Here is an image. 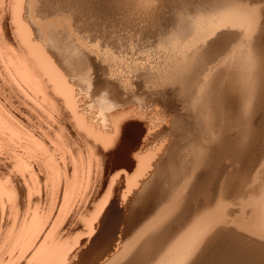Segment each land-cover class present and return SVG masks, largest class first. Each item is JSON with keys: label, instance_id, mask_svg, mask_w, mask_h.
<instances>
[{"label": "rangeland", "instance_id": "obj_1", "mask_svg": "<svg viewBox=\"0 0 264 264\" xmlns=\"http://www.w3.org/2000/svg\"><path fill=\"white\" fill-rule=\"evenodd\" d=\"M34 5L38 6L42 21L54 25L58 21L57 29L62 28L66 36L59 41L62 44L60 48L72 53L79 58L80 65L83 64L86 87L92 95L87 97L89 106L100 110L105 105L102 94L107 92H102L94 84L98 81L119 84L121 90L130 87L132 92L124 95L128 99L125 110L140 111V104L144 107L145 117L126 122H137L142 126L140 147L144 145L149 129L152 131L149 147L153 151L159 149L158 161L165 159L168 149L176 145L179 167L185 173L170 188L172 193L183 197L193 186L201 193L192 207V220L186 229L162 240L159 247L150 244L141 250V244L153 237H150L151 226L130 237L121 225L111 252L98 257L92 264H130L134 256L138 258L137 264H141L142 254L150 252L155 255L171 240L174 248L194 227L216 216L221 217V223L214 230L223 227L229 233L236 234L237 231L243 235L241 230H237L235 220L242 213L247 217L264 199V69L248 47L250 37L264 31V0H230L227 11L238 12L249 20L250 27L248 30L237 27L239 35L231 52L220 63L208 66L200 73L194 71L197 57L193 54L205 42L198 40L202 28L208 22L220 21L211 18L212 12L193 11L188 6L178 5L176 0H78L67 13L58 9L49 11L38 0ZM11 47L16 48L15 45ZM70 125V141L73 144L78 141L76 149L79 150L70 143L73 158H79L75 162L82 160L81 165L79 162L77 165V174L83 181L81 185H86L89 182L86 177L92 174L89 178L92 185L103 186L97 200L113 184L120 189L118 202H122L121 194L129 187L128 177L136 175V162L128 166L124 165L126 159L123 162L117 159L109 166L110 162L106 163L101 157L103 155H98L100 150L104 152L102 143L93 141L82 132L78 134L72 129L73 124ZM56 131L53 133L57 135L52 133L56 143L65 142L68 130L63 132L66 136L59 129ZM58 150L55 151V159L62 169L60 160L65 156L69 160L71 155ZM105 153L110 154L111 150ZM84 155L86 158L83 160ZM118 174L121 178H115ZM169 204L172 205L168 202L167 206ZM119 206L126 216L128 204L119 203ZM92 223L91 220L79 219L72 223L67 220L60 225L61 237L64 241L66 239V246L62 245L66 249H62L65 254L84 246L80 244L88 240ZM21 241L11 247L12 256L16 258L11 264H34L35 261L30 262L34 247L27 246V241L23 244ZM243 241L239 248L212 252L204 258L206 264H245L240 260L247 258L245 248L250 243Z\"/></svg>", "mask_w": 264, "mask_h": 264}, {"label": "bare ground", "instance_id": "obj_2", "mask_svg": "<svg viewBox=\"0 0 264 264\" xmlns=\"http://www.w3.org/2000/svg\"><path fill=\"white\" fill-rule=\"evenodd\" d=\"M38 1L49 11H57V7L48 3V0ZM34 2L0 0V264L13 263L16 258L12 256L11 247L26 239L27 246L34 247L30 255V262L35 261L34 264H92L98 257L111 252L121 225L130 237L151 226L150 237H154L160 219L171 218L174 209L171 204L167 206L168 202H150L149 194L158 186H162V191L172 192L170 188L183 177L185 171L179 167L176 145L168 149L165 159L158 161L159 149L153 151L149 147L151 129L145 135L144 145L140 147L142 126L137 122H126L145 117L142 112L144 107L140 104V111L125 110L128 99L124 95L132 92L130 87L121 90L119 84L98 81L94 84L102 92H107L102 94L105 105L100 110L89 106L87 97L92 95L86 87L83 64L80 65V61H77L79 58L72 53L68 54L60 48L62 44L59 41L66 38L65 31L57 29L58 21L55 25L42 21ZM230 19L234 21L235 27H245L247 30L250 27L249 20L238 12H231ZM225 22H208L200 31L198 40L206 41L210 35L222 29ZM12 45L16 48L13 49ZM70 124H73L72 129L78 134L82 132L93 141L102 143L104 152L100 150L98 155H103L101 157L106 163L110 162L109 166L117 159L122 162L126 159L124 165L128 166L136 162V175L128 177L129 187L121 194L122 202H118L120 189L113 184L97 200L103 186L92 185L89 179L92 174L86 177L89 182L81 185L83 181L77 174V165H81L82 160L78 164L75 161L79 158H73ZM56 129L61 133L68 130L67 136L63 133L67 141L60 138L63 142L56 143L52 138ZM57 150L67 151L71 155L68 160V157L58 153L65 156L60 160L62 169L55 159ZM110 150V154L105 153ZM115 178H121L120 174ZM119 203L128 204L126 216ZM79 219L94 222L88 233L90 236H87L89 238L84 244H80L84 245L82 248L65 254L62 249H66L62 247L66 246V239L64 241V237H61L63 233L60 232V225L67 220L72 223ZM220 223L221 217L216 216L197 225L174 248L171 240L155 255L150 252L142 254L141 264H192L190 253ZM87 225L90 226L88 221ZM235 226L244 234L235 233L250 243L245 248L247 258H241L240 261L245 264H264V199L247 217L243 213L238 216ZM153 237L141 244V250L152 244ZM71 246L74 247L72 243ZM67 247L70 250L71 247Z\"/></svg>", "mask_w": 264, "mask_h": 264}, {"label": "snow or ice", "instance_id": "obj_3", "mask_svg": "<svg viewBox=\"0 0 264 264\" xmlns=\"http://www.w3.org/2000/svg\"><path fill=\"white\" fill-rule=\"evenodd\" d=\"M78 0H48V3L55 5L59 11L70 12L71 5ZM178 5L188 6L193 11H207L214 15V20H225V26L216 31L215 35H210L207 40L200 45L193 54L197 57L194 71L200 73L205 71L208 66L220 63L232 49V45L238 38L239 32L234 26V21L230 19V13L227 8L230 0H176ZM99 39V37H96ZM248 47L255 59L264 69V31L258 33L255 37H250ZM200 190L193 188L183 197L173 194L170 191H162V186L154 188L149 194V201L157 204L172 203L174 214L169 219L163 217L158 222L157 231L152 238L153 247H159L162 240L168 239L173 235L185 230L188 223L192 220V207L200 196ZM243 238L229 233L223 227L209 233L199 243L194 251L190 253L192 264H206L205 257L214 251L224 248H239L243 244ZM137 257H133L130 264H137Z\"/></svg>", "mask_w": 264, "mask_h": 264}]
</instances>
